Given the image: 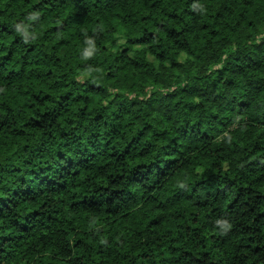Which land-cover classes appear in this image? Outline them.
<instances>
[{
    "label": "trees",
    "instance_id": "16d2710c",
    "mask_svg": "<svg viewBox=\"0 0 264 264\" xmlns=\"http://www.w3.org/2000/svg\"><path fill=\"white\" fill-rule=\"evenodd\" d=\"M0 264H264V0H0Z\"/></svg>",
    "mask_w": 264,
    "mask_h": 264
},
{
    "label": "rangeland",
    "instance_id": "374dc122",
    "mask_svg": "<svg viewBox=\"0 0 264 264\" xmlns=\"http://www.w3.org/2000/svg\"><path fill=\"white\" fill-rule=\"evenodd\" d=\"M118 43H119V44H122V43H123V39H121V37H119ZM149 60H151V61H152V59H151V58H149Z\"/></svg>",
    "mask_w": 264,
    "mask_h": 264
}]
</instances>
